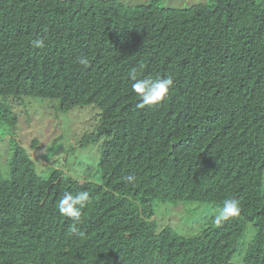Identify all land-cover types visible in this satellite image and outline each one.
Here are the masks:
<instances>
[{
  "label": "trees",
  "instance_id": "1",
  "mask_svg": "<svg viewBox=\"0 0 264 264\" xmlns=\"http://www.w3.org/2000/svg\"><path fill=\"white\" fill-rule=\"evenodd\" d=\"M133 69L173 77L161 103L140 107ZM7 97L93 105L78 145L103 140L96 180L80 182L61 167L40 175L12 139L0 264H233L249 227L241 264H264V0H0V129L16 121ZM80 191L90 202L73 233L57 205ZM225 199L239 214L193 236L153 219L154 201Z\"/></svg>",
  "mask_w": 264,
  "mask_h": 264
},
{
  "label": "rangeland",
  "instance_id": "2",
  "mask_svg": "<svg viewBox=\"0 0 264 264\" xmlns=\"http://www.w3.org/2000/svg\"><path fill=\"white\" fill-rule=\"evenodd\" d=\"M125 5H137L150 0H119ZM210 0H161L162 6L185 8ZM6 101L12 106L15 123L0 129V172L6 173L13 146L12 139L27 148L35 160L40 175L46 176L51 169L61 167L66 177L83 182L96 180L90 175L100 157L103 139L78 145L82 134L92 131L99 120V110L93 105L78 106L67 113L57 110L56 101L43 98H13ZM219 204L197 200L177 203L154 201V214L158 228L170 226L183 236L200 233L214 219ZM252 229L239 239L233 264H241Z\"/></svg>",
  "mask_w": 264,
  "mask_h": 264
},
{
  "label": "clouds",
  "instance_id": "3",
  "mask_svg": "<svg viewBox=\"0 0 264 264\" xmlns=\"http://www.w3.org/2000/svg\"><path fill=\"white\" fill-rule=\"evenodd\" d=\"M34 47L40 48L44 46L42 39H34L32 41ZM79 63L82 65L88 64L86 57L79 58ZM128 79L132 82L131 89L140 99V107L155 106L161 103L169 93L173 86L174 80L172 76L165 77H140L138 71L133 69L128 73ZM129 182L134 181L133 176H127ZM90 202V194L88 191H80L75 194L65 192L58 201L59 213L69 218L72 221L70 231H77L76 225L81 222L84 208ZM240 212L239 201L236 199H225L214 215V222L219 225L223 221L237 216ZM82 235V233H81Z\"/></svg>",
  "mask_w": 264,
  "mask_h": 264
}]
</instances>
